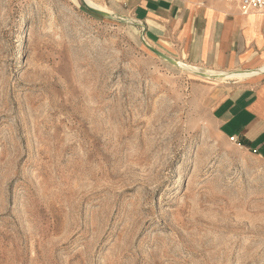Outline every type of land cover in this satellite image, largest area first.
Returning <instances> with one entry per match:
<instances>
[{
  "label": "rangeland",
  "instance_id": "rangeland-1",
  "mask_svg": "<svg viewBox=\"0 0 264 264\" xmlns=\"http://www.w3.org/2000/svg\"><path fill=\"white\" fill-rule=\"evenodd\" d=\"M145 41L84 0H0V264H264V161L210 71Z\"/></svg>",
  "mask_w": 264,
  "mask_h": 264
},
{
  "label": "crops",
  "instance_id": "crops-1",
  "mask_svg": "<svg viewBox=\"0 0 264 264\" xmlns=\"http://www.w3.org/2000/svg\"><path fill=\"white\" fill-rule=\"evenodd\" d=\"M96 1L112 13L130 14L150 44L177 62L245 73L209 78L208 101L222 133L264 161V13L243 15L225 0Z\"/></svg>",
  "mask_w": 264,
  "mask_h": 264
},
{
  "label": "built area",
  "instance_id": "built-area-1",
  "mask_svg": "<svg viewBox=\"0 0 264 264\" xmlns=\"http://www.w3.org/2000/svg\"><path fill=\"white\" fill-rule=\"evenodd\" d=\"M229 5H236L243 15L264 13V0H225ZM232 141H236L232 138Z\"/></svg>",
  "mask_w": 264,
  "mask_h": 264
},
{
  "label": "bare ground",
  "instance_id": "bare-ground-1",
  "mask_svg": "<svg viewBox=\"0 0 264 264\" xmlns=\"http://www.w3.org/2000/svg\"><path fill=\"white\" fill-rule=\"evenodd\" d=\"M84 3L89 5L90 7L92 8H95V9H98L100 11H103V12H106V13H109V14H112L110 11H108L105 7H103L102 5L98 4L96 1L94 0H84ZM25 18H26V15H25ZM20 26V25H19ZM18 29H21V26L18 27ZM178 65L179 66H182L184 67L185 69H189L190 71H193V72H199L200 71V68L197 67V66H189V65H185L181 62H178ZM206 75H209V76H221L224 77V78H231V77H238V78H242L244 77V75H246L245 73H235V74H223V73H220V72H209V74H206Z\"/></svg>",
  "mask_w": 264,
  "mask_h": 264
},
{
  "label": "water",
  "instance_id": "water-1",
  "mask_svg": "<svg viewBox=\"0 0 264 264\" xmlns=\"http://www.w3.org/2000/svg\"><path fill=\"white\" fill-rule=\"evenodd\" d=\"M85 4V3H84ZM86 8L88 10H90L91 12L97 14V15H100V16H103V17H111V14L109 13H106V12H103V11H100L98 9H95V8H92L90 7L89 5L85 4ZM145 45L146 47L151 51L153 52L155 55H157L158 57H160L161 59L167 61L168 63L176 66V67H179L181 68L179 65H178V62L175 61L174 59L168 57L167 55H165L164 53H162L161 51L157 50L156 48L150 46L146 41H145ZM200 75H202L203 77H206V78H215V77H221V76H209V75H206L204 73H201Z\"/></svg>",
  "mask_w": 264,
  "mask_h": 264
}]
</instances>
